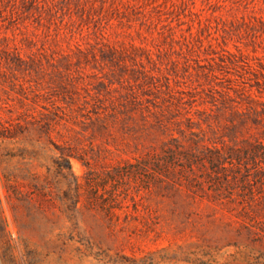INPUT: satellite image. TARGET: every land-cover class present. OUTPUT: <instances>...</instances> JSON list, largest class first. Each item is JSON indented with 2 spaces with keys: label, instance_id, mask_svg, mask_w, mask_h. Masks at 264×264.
Instances as JSON below:
<instances>
[{
  "label": "rangeland",
  "instance_id": "obj_1",
  "mask_svg": "<svg viewBox=\"0 0 264 264\" xmlns=\"http://www.w3.org/2000/svg\"><path fill=\"white\" fill-rule=\"evenodd\" d=\"M0 264H264V0H0Z\"/></svg>",
  "mask_w": 264,
  "mask_h": 264
}]
</instances>
